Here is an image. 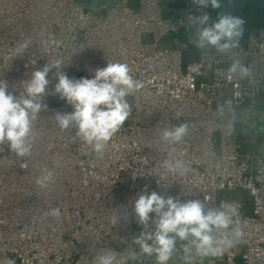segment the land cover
<instances>
[{"label": "built area", "instance_id": "built-area-1", "mask_svg": "<svg viewBox=\"0 0 264 264\" xmlns=\"http://www.w3.org/2000/svg\"><path fill=\"white\" fill-rule=\"evenodd\" d=\"M84 0H0V80L19 95L24 81L46 62L62 59L71 78H91L107 63H125L143 87L126 99L131 114L106 145L103 157L80 141L74 129L61 130L55 112H71L65 101L42 111L34 124L30 157L0 146V264H93L105 249L137 258L127 264H156L141 255L133 238L142 231L132 203L148 186L180 200L200 199L207 207L234 208L242 237L214 256L193 254L190 264H264V152L239 150L236 124L250 118L229 113L228 106L248 102L264 87V28L252 32L227 56L215 49L184 62L171 39L188 29V15L200 9L188 0L178 16L163 12L162 0H117L106 9ZM25 40L32 44L21 56ZM44 41L50 43L45 45ZM233 60L249 69L247 77L229 71ZM55 71V70H53ZM54 87L57 82L49 74ZM182 123L189 134L179 144L159 140L160 132ZM256 133L257 130H256ZM181 159L179 174L165 163ZM27 162L26 168L21 164ZM54 172V183L40 188L41 170ZM60 208L59 219L46 216ZM129 220L112 226L117 210ZM153 215V214H150ZM178 246L168 264H189Z\"/></svg>", "mask_w": 264, "mask_h": 264}, {"label": "clouds", "instance_id": "clouds-1", "mask_svg": "<svg viewBox=\"0 0 264 264\" xmlns=\"http://www.w3.org/2000/svg\"><path fill=\"white\" fill-rule=\"evenodd\" d=\"M200 9L209 6L220 10L224 0H193ZM231 3L232 0H227ZM188 29L194 28L193 44L201 53L227 54L240 44L244 34L245 20L230 13L220 11L216 20H212L207 12L199 16L188 15ZM44 41V44H49ZM32 44L31 40L19 43L15 49L17 56ZM62 59H53L32 72L30 79L24 81L23 92L19 95L9 91L6 79L0 80V146L15 153L17 157H30L36 140L34 124L42 111H48L44 102L47 94L56 95L73 109L71 112H55L54 117L61 130L74 129L75 136L92 148L98 157H103L107 143L121 128L131 114L127 97L139 91L143 84L131 75V69L125 63H107L103 68L93 70L91 78H71L63 71ZM55 70V71H53ZM229 71L247 77L249 69L239 60H233ZM56 79L52 89L49 74ZM189 134V125L182 123L160 132L161 143L174 145L181 143ZM27 162L21 164L26 168ZM166 169L174 168L177 173L184 174L188 167L181 159L174 164L165 163ZM35 183L40 188H47L54 183V172L48 168L41 170ZM134 220L142 226V231L133 238L141 255L154 257L156 264H168L178 246L182 249L186 262H191L193 254L199 257L214 256L222 249L230 248L242 237L239 227H235L234 208L225 209L223 203L219 207H207L200 199L180 200L168 194L156 191L149 193L148 186L133 201ZM153 214V215H150ZM60 208H51L46 216L59 219ZM121 220H129V210H117L111 217L112 226ZM135 250L127 256L112 249H105L98 254L93 264H127V260H135ZM7 264H15L8 260Z\"/></svg>", "mask_w": 264, "mask_h": 264}, {"label": "crops", "instance_id": "crops-1", "mask_svg": "<svg viewBox=\"0 0 264 264\" xmlns=\"http://www.w3.org/2000/svg\"><path fill=\"white\" fill-rule=\"evenodd\" d=\"M116 1L98 0L96 4L106 9ZM187 2L188 0H162L163 12L170 17L178 16L186 9ZM220 11L245 20V31L241 42H245L252 32L264 28V0H232L231 3L224 0L220 10L211 8V19L216 20ZM171 39L181 47L184 62L193 61L199 57L200 50L193 44L195 36L192 33L178 32ZM248 97L253 101L241 106L229 105L228 111L236 117L250 118L255 121V124H250L241 120L236 124L239 150L262 153L264 152V87L249 93Z\"/></svg>", "mask_w": 264, "mask_h": 264}, {"label": "rangeland", "instance_id": "rangeland-1", "mask_svg": "<svg viewBox=\"0 0 264 264\" xmlns=\"http://www.w3.org/2000/svg\"><path fill=\"white\" fill-rule=\"evenodd\" d=\"M85 2H87L89 4V8L90 9H95L96 5L95 2H97L98 0H84ZM100 1V0H99ZM52 89V88H51ZM46 98L48 99L49 103L51 105H61L63 104L64 101L60 100L58 96L56 95H50L47 94Z\"/></svg>", "mask_w": 264, "mask_h": 264}]
</instances>
